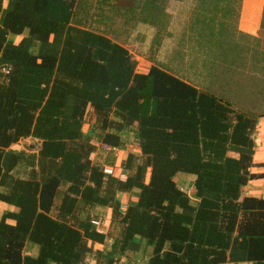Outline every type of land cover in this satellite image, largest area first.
I'll return each instance as SVG.
<instances>
[{
  "label": "trees",
  "instance_id": "obj_1",
  "mask_svg": "<svg viewBox=\"0 0 264 264\" xmlns=\"http://www.w3.org/2000/svg\"><path fill=\"white\" fill-rule=\"evenodd\" d=\"M80 1L0 0V202L13 209L0 217V264H133L148 248L146 264H264V199L244 194L257 178L255 106L159 66L138 72L124 45L74 23ZM231 2L196 3L199 46L215 66ZM98 5L108 27L118 16L138 28L142 10L158 26L156 0ZM27 139L35 150L13 148ZM131 142L139 156L117 164ZM181 173L195 177L192 193ZM135 191L123 212L119 194ZM96 207L112 209L108 231Z\"/></svg>",
  "mask_w": 264,
  "mask_h": 264
},
{
  "label": "rangeland",
  "instance_id": "obj_2",
  "mask_svg": "<svg viewBox=\"0 0 264 264\" xmlns=\"http://www.w3.org/2000/svg\"><path fill=\"white\" fill-rule=\"evenodd\" d=\"M192 1L194 0L183 2L161 0L158 2L156 22L158 27L156 29L151 27L148 11L142 10L138 18L144 24L140 23L138 28L134 29L129 27L128 23L127 25L123 23L124 19L120 20L118 16L116 22L118 26L113 24L108 27L107 21L99 18L98 0H81L76 7L78 15L74 18V23L107 34L124 45L131 52L140 73H148L152 66H159L167 71L176 72L177 76L200 88L203 87L198 84L206 85V89L218 96H224L237 107L244 105L243 107L249 109L250 106H255L257 113H261L264 108L260 111L259 107L261 105L264 107V97L259 99L253 92L264 90V30H261L257 39L238 37L235 28L239 27L238 15L241 12H239V0H232L227 5L230 14L224 18L229 30L222 37V41L226 44L223 56L226 62L222 57L215 66L212 58H208V51L199 46L198 34L202 29L197 22V0ZM104 12L107 13V10ZM223 17V14H220L219 18ZM93 123L94 118L90 115L85 125V132L93 127ZM94 143H96V151L91 158L96 157L101 147L97 138H94ZM36 145V141L27 139L13 148L33 151ZM99 160L103 161V159ZM63 191L64 188L61 193ZM11 209L0 202V217ZM96 213L99 214V218L103 217L102 212ZM103 221L104 218L100 221L102 228L104 231L107 228L109 230L110 226H106ZM30 247L28 245L27 253L31 252L32 247ZM33 247L36 249L34 254L37 255L38 246Z\"/></svg>",
  "mask_w": 264,
  "mask_h": 264
},
{
  "label": "crops",
  "instance_id": "obj_3",
  "mask_svg": "<svg viewBox=\"0 0 264 264\" xmlns=\"http://www.w3.org/2000/svg\"><path fill=\"white\" fill-rule=\"evenodd\" d=\"M157 3L161 0H156ZM179 2H183L185 0H177ZM195 1V0H194ZM192 1V2H194ZM7 4V3H6ZM6 4L4 5L6 7ZM159 5V3H158ZM146 12V10H144ZM263 11H264V0H242V6H241V15L239 20V32L251 36V37H258L259 33L261 32V24L263 20ZM157 19V18H156ZM152 28H157L158 26H151ZM256 97L259 99L264 97V90H257L253 92ZM263 105L259 107V110L262 111ZM258 112V110L256 109ZM260 114L258 121H257V127L254 134L255 142H256V152L254 156V164L255 167L253 168V172L257 175V178L252 180L245 188H244V194L248 197H254L259 199H264V110ZM131 136L134 137L133 133H131ZM134 153L135 155L139 156L140 152L135 144H133L132 147H128L126 150H117L116 156H118L117 164H120L124 159H126L128 153ZM97 156V154H96ZM96 158V157H93ZM107 173L113 172V168L106 167ZM183 174V173H181ZM179 174L176 179L179 187L188 192H193V185L195 181V177L192 175H185L182 176ZM125 178V177H123ZM137 195L138 192L135 191L134 193H121L119 194V199L122 204V210L125 211L127 204L130 200L137 201ZM7 206V205H6ZM9 207V206H8ZM11 209V207H10ZM8 210V209H7ZM13 210V209H11ZM93 212H102L101 216L102 218H99L101 221L104 218L103 223L106 226H110L111 219H112V209L110 208H102V207H96L93 209ZM99 215L98 213H96ZM103 227V226H102ZM107 228V227H106ZM108 228L105 230L107 231ZM102 231H104V228H102ZM111 240L107 241L106 246L96 244L94 247L97 250H102L105 247L109 248L111 246ZM28 248V246H27ZM31 248V247H30ZM35 248L32 247V250L30 254L35 255ZM150 253V248L146 250L145 253L138 252L133 253L130 256V259L133 261V264H146L148 259V254ZM224 264H254L252 262H241V263H224Z\"/></svg>",
  "mask_w": 264,
  "mask_h": 264
},
{
  "label": "built area",
  "instance_id": "obj_4",
  "mask_svg": "<svg viewBox=\"0 0 264 264\" xmlns=\"http://www.w3.org/2000/svg\"><path fill=\"white\" fill-rule=\"evenodd\" d=\"M106 173H107V171H106ZM108 174H111V172H109ZM94 224L100 229V230H102V224H101V222L99 221V220H97V221H94ZM86 264H96V262H95V260L94 259H90V260H88V262L86 263ZM116 264H127L125 261H119V262H117Z\"/></svg>",
  "mask_w": 264,
  "mask_h": 264
}]
</instances>
